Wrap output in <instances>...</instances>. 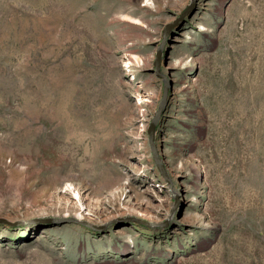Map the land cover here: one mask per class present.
<instances>
[{
    "label": "rangeland",
    "instance_id": "1",
    "mask_svg": "<svg viewBox=\"0 0 264 264\" xmlns=\"http://www.w3.org/2000/svg\"><path fill=\"white\" fill-rule=\"evenodd\" d=\"M0 264H264V0H0Z\"/></svg>",
    "mask_w": 264,
    "mask_h": 264
},
{
    "label": "water",
    "instance_id": "2",
    "mask_svg": "<svg viewBox=\"0 0 264 264\" xmlns=\"http://www.w3.org/2000/svg\"><path fill=\"white\" fill-rule=\"evenodd\" d=\"M158 62H159V53L156 55L155 64L157 65ZM148 133H149V136L152 137V134H153V125H150V127L148 129Z\"/></svg>",
    "mask_w": 264,
    "mask_h": 264
}]
</instances>
